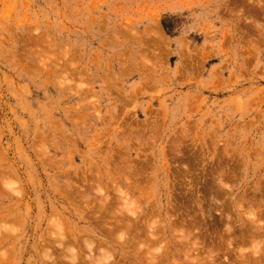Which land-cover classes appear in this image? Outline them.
I'll list each match as a JSON object with an SVG mask.
<instances>
[{"label":"rangeland","instance_id":"1","mask_svg":"<svg viewBox=\"0 0 264 264\" xmlns=\"http://www.w3.org/2000/svg\"><path fill=\"white\" fill-rule=\"evenodd\" d=\"M0 264H264V0H0Z\"/></svg>","mask_w":264,"mask_h":264},{"label":"bare ground","instance_id":"2","mask_svg":"<svg viewBox=\"0 0 264 264\" xmlns=\"http://www.w3.org/2000/svg\"><path fill=\"white\" fill-rule=\"evenodd\" d=\"M145 238H147V239H148V236H147V237H145ZM150 241H151V240H150ZM150 243H152V241H151Z\"/></svg>","mask_w":264,"mask_h":264}]
</instances>
